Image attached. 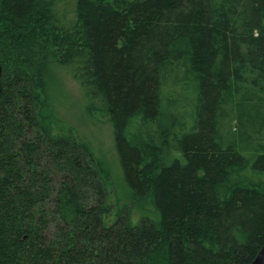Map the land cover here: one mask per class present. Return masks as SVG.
I'll list each match as a JSON object with an SVG mask.
<instances>
[{
  "label": "trees",
  "instance_id": "obj_1",
  "mask_svg": "<svg viewBox=\"0 0 264 264\" xmlns=\"http://www.w3.org/2000/svg\"><path fill=\"white\" fill-rule=\"evenodd\" d=\"M0 66L1 264L254 261L264 0H0ZM61 70L107 117L128 203L56 111Z\"/></svg>",
  "mask_w": 264,
  "mask_h": 264
},
{
  "label": "rangeland",
  "instance_id": "obj_2",
  "mask_svg": "<svg viewBox=\"0 0 264 264\" xmlns=\"http://www.w3.org/2000/svg\"><path fill=\"white\" fill-rule=\"evenodd\" d=\"M60 85L52 91L56 111L66 125L87 141L95 154L109 167L116 199L128 203V193L122 181V171L114 147V134L107 117L89 110V103L72 75L61 70ZM141 215V214H140Z\"/></svg>",
  "mask_w": 264,
  "mask_h": 264
},
{
  "label": "water",
  "instance_id": "obj_3",
  "mask_svg": "<svg viewBox=\"0 0 264 264\" xmlns=\"http://www.w3.org/2000/svg\"><path fill=\"white\" fill-rule=\"evenodd\" d=\"M1 74H2V68L0 66V80H1ZM1 91H2V87L0 81V94ZM0 264H1V259H0ZM251 264H264V246L262 247V249L260 250V252L258 253V255Z\"/></svg>",
  "mask_w": 264,
  "mask_h": 264
}]
</instances>
